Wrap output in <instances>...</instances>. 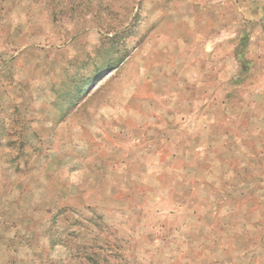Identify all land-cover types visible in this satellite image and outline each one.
Segmentation results:
<instances>
[{"label":"rangeland","instance_id":"obj_1","mask_svg":"<svg viewBox=\"0 0 264 264\" xmlns=\"http://www.w3.org/2000/svg\"><path fill=\"white\" fill-rule=\"evenodd\" d=\"M261 74L264 0H0V264H264Z\"/></svg>","mask_w":264,"mask_h":264},{"label":"crops","instance_id":"obj_2","mask_svg":"<svg viewBox=\"0 0 264 264\" xmlns=\"http://www.w3.org/2000/svg\"><path fill=\"white\" fill-rule=\"evenodd\" d=\"M226 31H224V33H225ZM248 34V33H247ZM245 36H247V35H245ZM261 76L262 77H264V74H261ZM242 79V78H241ZM227 98V97H226ZM227 104V103H226ZM243 117V114L241 115V118ZM241 129H243V132H245V134H246V136H248V134L250 133V130H246V128H244L243 127V125H241L240 126V129H239V131H241ZM262 133H264V132H262Z\"/></svg>","mask_w":264,"mask_h":264},{"label":"trees","instance_id":"obj_3","mask_svg":"<svg viewBox=\"0 0 264 264\" xmlns=\"http://www.w3.org/2000/svg\"><path fill=\"white\" fill-rule=\"evenodd\" d=\"M242 70H243V76H242L243 78L240 79V83H239L240 85L243 84L244 80L246 79V77H245V75H246V69L245 68H242Z\"/></svg>","mask_w":264,"mask_h":264}]
</instances>
